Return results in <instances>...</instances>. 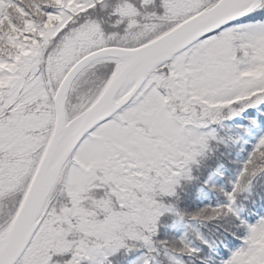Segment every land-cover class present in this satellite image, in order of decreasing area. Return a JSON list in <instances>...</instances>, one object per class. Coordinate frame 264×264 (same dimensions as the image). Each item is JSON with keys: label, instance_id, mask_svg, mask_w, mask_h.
<instances>
[{"label": "snow or ice", "instance_id": "1", "mask_svg": "<svg viewBox=\"0 0 264 264\" xmlns=\"http://www.w3.org/2000/svg\"><path fill=\"white\" fill-rule=\"evenodd\" d=\"M0 264H264V0H0Z\"/></svg>", "mask_w": 264, "mask_h": 264}]
</instances>
